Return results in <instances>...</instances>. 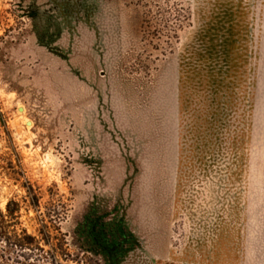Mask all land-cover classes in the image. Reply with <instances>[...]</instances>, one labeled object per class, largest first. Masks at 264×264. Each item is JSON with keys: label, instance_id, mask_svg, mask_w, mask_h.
I'll return each instance as SVG.
<instances>
[{"label": "rangeland", "instance_id": "374dc122", "mask_svg": "<svg viewBox=\"0 0 264 264\" xmlns=\"http://www.w3.org/2000/svg\"><path fill=\"white\" fill-rule=\"evenodd\" d=\"M27 182L62 221L24 264H104L92 203L120 264H264V0H0V208L39 236Z\"/></svg>", "mask_w": 264, "mask_h": 264}, {"label": "trees", "instance_id": "16d2710c", "mask_svg": "<svg viewBox=\"0 0 264 264\" xmlns=\"http://www.w3.org/2000/svg\"><path fill=\"white\" fill-rule=\"evenodd\" d=\"M23 188L27 192L24 202L36 212L41 228L39 236H34L25 229L17 230V226H10L11 222H18L22 212L21 205L14 201L8 203L6 214L0 208V244H5L7 252L15 256L16 264L31 263L37 257L36 253L42 252L46 247L56 252L59 246L53 244L48 222L51 225L57 224L54 228L60 232L59 225L62 221L54 220L50 214L41 213L42 197L34 186L27 182ZM109 217V213L92 203L77 226L75 236L87 254L101 258L104 264H120L137 245V240L126 228L123 218L110 220ZM5 258L6 256H2V259Z\"/></svg>", "mask_w": 264, "mask_h": 264}]
</instances>
